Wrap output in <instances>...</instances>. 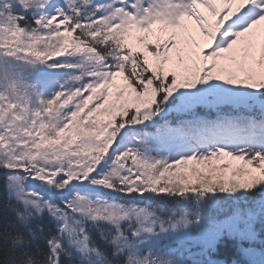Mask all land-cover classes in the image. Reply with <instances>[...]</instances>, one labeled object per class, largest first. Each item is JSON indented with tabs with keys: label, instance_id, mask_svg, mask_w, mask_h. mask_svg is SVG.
Wrapping results in <instances>:
<instances>
[{
	"label": "snow or ice",
	"instance_id": "obj_1",
	"mask_svg": "<svg viewBox=\"0 0 264 264\" xmlns=\"http://www.w3.org/2000/svg\"><path fill=\"white\" fill-rule=\"evenodd\" d=\"M3 60L0 264H264V0H0Z\"/></svg>",
	"mask_w": 264,
	"mask_h": 264
},
{
	"label": "trees",
	"instance_id": "obj_2",
	"mask_svg": "<svg viewBox=\"0 0 264 264\" xmlns=\"http://www.w3.org/2000/svg\"><path fill=\"white\" fill-rule=\"evenodd\" d=\"M156 202L155 200L153 201ZM231 241H224L218 248L217 258L225 262V264H232L233 260H239V256L234 250Z\"/></svg>",
	"mask_w": 264,
	"mask_h": 264
},
{
	"label": "rangeland",
	"instance_id": "obj_3",
	"mask_svg": "<svg viewBox=\"0 0 264 264\" xmlns=\"http://www.w3.org/2000/svg\"><path fill=\"white\" fill-rule=\"evenodd\" d=\"M0 63H11V61L3 60V61H0ZM40 70H41V68H39V69L34 73V75H35V76H39V77H41V75H42L43 73L40 72ZM60 70L65 71L64 69H60ZM49 71H50V70H49ZM56 71H58V70H56ZM51 72H53V71H51ZM69 74H70V73L68 72L67 75H69ZM67 75H66V76H67ZM41 78L46 79V77H41ZM62 79H63L62 77L59 78V79L56 81V83H53V84H52V87H51V88H49V89H45L44 92H43V94H44L45 96H47L51 91H54L55 88L58 86L59 82L62 81Z\"/></svg>",
	"mask_w": 264,
	"mask_h": 264
},
{
	"label": "bare ground",
	"instance_id": "obj_4",
	"mask_svg": "<svg viewBox=\"0 0 264 264\" xmlns=\"http://www.w3.org/2000/svg\"><path fill=\"white\" fill-rule=\"evenodd\" d=\"M233 247V246H232ZM234 248V247H233ZM235 250V249H234Z\"/></svg>",
	"mask_w": 264,
	"mask_h": 264
}]
</instances>
